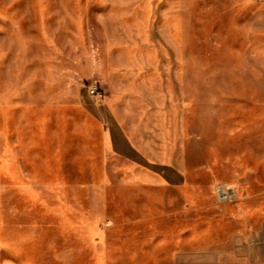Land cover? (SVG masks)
<instances>
[{"label": "rangeland", "instance_id": "374dc122", "mask_svg": "<svg viewBox=\"0 0 264 264\" xmlns=\"http://www.w3.org/2000/svg\"><path fill=\"white\" fill-rule=\"evenodd\" d=\"M0 264H264V0H0Z\"/></svg>", "mask_w": 264, "mask_h": 264}, {"label": "built area", "instance_id": "2783aa9c", "mask_svg": "<svg viewBox=\"0 0 264 264\" xmlns=\"http://www.w3.org/2000/svg\"><path fill=\"white\" fill-rule=\"evenodd\" d=\"M101 89L99 88V86L97 84H93L89 87V92L93 97H101Z\"/></svg>", "mask_w": 264, "mask_h": 264}]
</instances>
